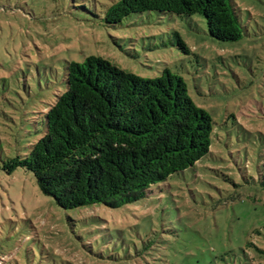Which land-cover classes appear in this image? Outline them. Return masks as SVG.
<instances>
[{
	"label": "rangeland",
	"instance_id": "1",
	"mask_svg": "<svg viewBox=\"0 0 264 264\" xmlns=\"http://www.w3.org/2000/svg\"><path fill=\"white\" fill-rule=\"evenodd\" d=\"M109 1L0 0V264H264V0H231L236 41L211 37L198 13L107 24ZM91 55L144 78L181 76L212 117L211 144L140 199L66 210L2 162L43 135L67 63Z\"/></svg>",
	"mask_w": 264,
	"mask_h": 264
},
{
	"label": "trees",
	"instance_id": "2",
	"mask_svg": "<svg viewBox=\"0 0 264 264\" xmlns=\"http://www.w3.org/2000/svg\"><path fill=\"white\" fill-rule=\"evenodd\" d=\"M146 11L198 13L221 41L243 32L231 0H110L103 18L117 24ZM178 43L188 51L180 37ZM42 123L43 135L2 169L30 171L39 190L66 210L96 203L117 208L142 198L150 185L207 154L213 129L181 76L165 69L144 78L94 55L67 63L65 89Z\"/></svg>",
	"mask_w": 264,
	"mask_h": 264
}]
</instances>
